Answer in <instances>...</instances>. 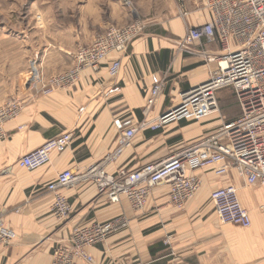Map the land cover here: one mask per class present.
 <instances>
[{"label":"crops","instance_id":"crops-1","mask_svg":"<svg viewBox=\"0 0 264 264\" xmlns=\"http://www.w3.org/2000/svg\"><path fill=\"white\" fill-rule=\"evenodd\" d=\"M182 1L186 15L174 14L153 27L151 20L162 18L155 12L156 2L135 0L138 16L147 19L149 26L126 53L112 52L99 68L84 69L72 87L25 96L21 112L6 122V137L0 140V215L18 236L9 244L0 243V264H52L56 243L67 241L75 226L122 214L130 220L129 226L104 244L88 248L94 263L78 259L77 264H166L172 257L165 242L183 250L185 264H264V210L259 208L264 204V186L257 184L250 192H240L244 205L252 211L251 227L221 223L214 210L211 191L224 184L241 185L237 170L221 176L212 167L191 170L203 185L184 209L171 203L167 184L153 190L144 209L135 210L124 197L111 203L89 182L63 189L74 213L69 219H59L52 212L54 194L44 191L60 172L81 171L101 161L118 145L125 127L140 124L144 118L153 122L182 91L208 78L206 64L180 51L179 44L189 26L210 21L212 15L199 0ZM126 5L114 0H76L68 9H62L59 2L56 14L39 10L46 21L40 27L52 40V51L47 50L74 61L79 47L91 43L111 24L131 20ZM203 45L214 52L220 50L219 43ZM116 58L121 59L122 67L112 77L109 67ZM161 81L160 94L146 114L150 89ZM231 110L222 114L225 120H234L241 113V109L237 115ZM222 122L215 115L203 121H174L159 130L145 127L107 169L115 173L158 162L176 147L211 133ZM64 131L73 132L66 150L53 153L51 161L37 169L19 166V157Z\"/></svg>","mask_w":264,"mask_h":264},{"label":"built area","instance_id":"built-area-1","mask_svg":"<svg viewBox=\"0 0 264 264\" xmlns=\"http://www.w3.org/2000/svg\"><path fill=\"white\" fill-rule=\"evenodd\" d=\"M120 1L130 6L133 3L131 0ZM199 1L209 10L212 19L201 25L189 26L179 50L206 64L208 78L182 91L178 100L153 122L144 118L140 124L125 127L118 145L101 161L81 171L66 169L46 184L44 191L54 194L52 212L59 219H69L74 213L63 189L89 182L94 183L99 193L106 195L111 203H119L124 197L135 210L144 209L153 190L167 184L170 201L183 207L203 185L199 175L189 172L212 167L218 176L237 170L244 180L241 185L229 183L211 191L220 222L252 226V211L244 205L240 192H250L257 184L264 186V0ZM181 14L186 15L184 6H181ZM132 17L127 24H111L91 43L79 47L74 63L62 72L44 77L34 63L28 83L29 95H47L59 88L72 87L84 69L99 68L112 52L126 53L130 43L146 28L145 21L137 12L132 11ZM211 43H219L220 50L214 52L203 45ZM121 67V59H114L109 67L110 75L116 76ZM163 84L161 81L151 87V96L144 109L146 114ZM226 87L233 90L241 109L234 120H225L219 105V91ZM23 105L22 99L0 105V140L6 137V122L17 117ZM215 115L223 120L220 126L189 144L176 147L168 157L136 169L108 171V165L118 160L145 127L159 130L174 121H203ZM72 139V131L61 132L23 154L18 164L27 170L37 169L49 163L53 153L66 150ZM248 196L252 199L250 194ZM259 208L264 210V204ZM129 224L130 220L122 214L106 221L75 226L67 241L56 243L52 264H77L78 259L94 263L88 248L104 244ZM17 236L16 230L0 215V243L9 244Z\"/></svg>","mask_w":264,"mask_h":264},{"label":"rangeland","instance_id":"rangeland-1","mask_svg":"<svg viewBox=\"0 0 264 264\" xmlns=\"http://www.w3.org/2000/svg\"><path fill=\"white\" fill-rule=\"evenodd\" d=\"M75 1L0 0V105L23 99L29 95L28 83L34 63L44 77L62 72L74 63V61L70 62V57L54 56L52 52H49L53 48L52 40L50 39L51 36L46 34L40 27L46 21H43L44 19L39 14V10L46 9L51 13L54 11L56 14L58 8L55 5H58L59 2L62 9H68ZM114 1L125 7L124 2ZM145 1L156 2L154 4V7H156L155 12L162 16V18L151 20V22H155V24H151L153 27L159 25L157 21H167L174 14L182 15L181 6L184 4L182 0ZM131 2H133L131 6L126 5L130 8V13L132 14V11H135L138 14L137 3L135 0H131ZM50 18L52 19V17ZM143 20L146 27H148V20L144 18ZM43 53H45L44 56ZM73 60L75 59L73 58ZM236 102V95L232 89L228 87L220 89L219 105L223 116L231 109L235 115L240 113ZM184 206L174 205L176 209H184ZM165 245L167 248L169 247L167 252H170L172 257L171 262L166 264H185V257L182 256L183 250H175L173 248L174 244L169 245V242H165Z\"/></svg>","mask_w":264,"mask_h":264}]
</instances>
